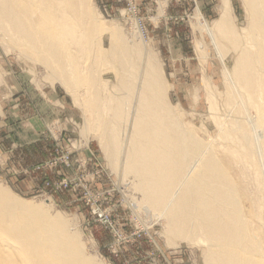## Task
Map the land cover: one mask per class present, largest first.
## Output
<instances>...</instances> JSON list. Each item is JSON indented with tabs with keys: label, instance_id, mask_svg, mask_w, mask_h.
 <instances>
[{
	"label": "bare ground",
	"instance_id": "1",
	"mask_svg": "<svg viewBox=\"0 0 264 264\" xmlns=\"http://www.w3.org/2000/svg\"><path fill=\"white\" fill-rule=\"evenodd\" d=\"M244 3L246 32L237 26L230 0H222L220 17L205 27L223 57L226 49L238 55L233 69L224 68L223 73L226 88L221 94L228 124H222L217 113L219 92L213 86H208L207 100L216 110L225 151L236 165L256 169L245 183L241 181L245 174H235L215 143L186 127L169 101L153 49H147L144 69L138 70L140 47L128 44L116 27L102 25L90 0H0V28L12 47L24 41L26 47L19 52L39 54L51 78L70 88L74 75L89 93L88 118L99 127L107 157L112 161L121 157L118 149L125 143L123 165L135 176L143 196L140 204L164 218L171 236L204 244L205 264H264V0ZM100 31L118 44L111 46V52L96 55L93 49ZM99 57L112 65L119 62L123 70L121 93L112 99L115 110L110 118L98 110ZM127 89L131 95H126ZM122 118L127 125L121 132L125 139L118 127ZM248 188L260 195V203ZM51 206V199L40 204L23 201L0 184V264H102L88 253L70 221Z\"/></svg>",
	"mask_w": 264,
	"mask_h": 264
},
{
	"label": "rangeland",
	"instance_id": "2",
	"mask_svg": "<svg viewBox=\"0 0 264 264\" xmlns=\"http://www.w3.org/2000/svg\"><path fill=\"white\" fill-rule=\"evenodd\" d=\"M230 5L237 26L246 32L247 5L244 0H230ZM90 6L102 25L116 27L128 44L140 47L138 70L144 69L147 49H153L166 78L169 101L186 127L215 143L235 174H245L242 182L252 180L247 177L256 169L236 165L225 151L216 110L207 100L208 86H213L219 92L217 113L222 124H228L223 73L224 68L233 69L238 55L226 49L223 57L205 27L220 17L222 0H90ZM116 42L100 31L93 51L111 52ZM12 46L0 28V184L23 201L40 204L51 199V210L70 221L88 253L102 264H205L204 244L171 236L164 218L140 204L143 196L135 176L123 165L125 143L118 149L121 157L114 161L107 157L99 127L88 118L89 93L74 75L72 87L65 86L51 78L39 54L19 52L26 47L24 41ZM98 60V110L110 118L115 110L112 99L121 93L119 71L123 70L119 62ZM118 127L121 139L127 138L121 133L127 128L123 118ZM66 153H70L69 166L63 160ZM247 193L260 203L255 189Z\"/></svg>",
	"mask_w": 264,
	"mask_h": 264
},
{
	"label": "built area",
	"instance_id": "3",
	"mask_svg": "<svg viewBox=\"0 0 264 264\" xmlns=\"http://www.w3.org/2000/svg\"><path fill=\"white\" fill-rule=\"evenodd\" d=\"M70 153H66V155H64L63 156V160H64V163L66 164V165H70V163H71V158H70V155H69ZM62 185H63V183H61Z\"/></svg>",
	"mask_w": 264,
	"mask_h": 264
},
{
	"label": "crops",
	"instance_id": "4",
	"mask_svg": "<svg viewBox=\"0 0 264 264\" xmlns=\"http://www.w3.org/2000/svg\"><path fill=\"white\" fill-rule=\"evenodd\" d=\"M34 119H36V116H34V118L33 119H29L28 121L30 122V121H32V120H34ZM36 121V120H35ZM37 122V121H36ZM32 124V123H31Z\"/></svg>",
	"mask_w": 264,
	"mask_h": 264
}]
</instances>
